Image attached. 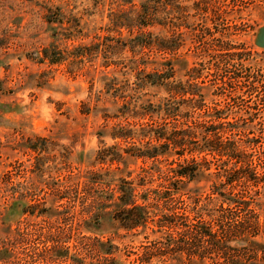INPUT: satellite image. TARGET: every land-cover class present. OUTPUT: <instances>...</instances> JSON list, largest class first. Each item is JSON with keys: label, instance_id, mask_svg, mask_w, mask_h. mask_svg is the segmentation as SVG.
Returning <instances> with one entry per match:
<instances>
[{"label": "rangeland", "instance_id": "374dc122", "mask_svg": "<svg viewBox=\"0 0 264 264\" xmlns=\"http://www.w3.org/2000/svg\"><path fill=\"white\" fill-rule=\"evenodd\" d=\"M165 1V25L143 30L144 42L167 41L168 50L158 52L135 47L136 23L125 29L114 22L128 0H0V264L236 259L224 248L223 232L221 241L199 237L205 230L214 235L230 219L219 212L213 223L209 217L216 213L205 208L213 204V188L227 186L205 171L190 183L176 180L177 163L168 154L129 155L156 145L148 139L150 126L168 123L162 113H151L157 105L182 116L238 120L241 129L258 124L264 138V0ZM141 69L164 70L166 88L148 86ZM134 101L151 106L134 114L128 105ZM117 129L133 139H112ZM254 149L253 156L261 153ZM115 153L120 159L113 162ZM122 181L145 208L142 226L129 231L111 214ZM232 187L240 199L253 189ZM257 191L256 201L264 203V191ZM195 195L200 203L193 207ZM244 223L248 230L252 214Z\"/></svg>", "mask_w": 264, "mask_h": 264}, {"label": "trees", "instance_id": "16d2710c", "mask_svg": "<svg viewBox=\"0 0 264 264\" xmlns=\"http://www.w3.org/2000/svg\"><path fill=\"white\" fill-rule=\"evenodd\" d=\"M126 5L128 9L122 11V13L120 12V19H114V22L119 27L125 29L127 28L125 24L136 23L138 25L139 34L132 39L135 47L147 49L155 46L158 52H166L168 50V43L165 39H160L156 44L142 41L145 38L143 30L156 24L165 25L166 1L139 0L135 4L132 0H128ZM43 54L44 59L49 60L46 51ZM49 62L53 64L59 61ZM138 72L141 76L143 75L144 81L148 86L166 88L167 75L164 70L155 69L151 73H146V71L141 69ZM128 105L132 107L131 112L134 114H136V110L143 109L144 106L146 108H150L151 106L138 105L136 101ZM193 106L191 108L198 110L205 107L203 104L198 105V107ZM152 110L151 113L153 112L157 116L162 113L163 122L167 121L168 123H163L154 128L150 126L148 131H151L150 133H153V135H150L148 139L151 142H155L156 145L146 151L137 150L136 153H130L129 156L133 158L156 159L168 154L177 163V168L173 171L174 174L172 173L176 180L190 183L194 181L197 175L202 176L205 171L208 172L206 174L208 175L207 179L214 177L219 182L218 186H227L225 187L227 191L232 189L226 193L224 192L225 189L213 188L211 193V196H214L211 198L213 204L208 205V202L207 206H205V208H208V212L213 211L216 213L214 217L213 215L209 217L213 223L219 222V212L223 216L230 217V219L224 218L226 221L225 229L223 226L218 225L216 227L218 232H214V235H210L205 230L203 233H200L199 237L209 240L211 238L215 239L217 236L220 240L219 234L223 232L225 236L223 237V241L225 242L224 248L229 250L231 254H235L233 258L236 259L229 262L227 257L229 253L221 251L219 246L218 252L225 256L223 259L228 261L229 264H238L237 261H241L240 253L245 257L240 264H244L246 261L250 264H264V203L260 204L256 201V197L259 195L257 188L261 187L264 191V145H261L264 144L261 142V139L264 138L259 131H256L255 126H258V124L250 125L249 123L250 128L244 127L241 129L240 127L242 126L238 125V120L228 123L221 121L222 117L213 115H203L197 118L182 116L169 107L162 109L160 105L156 106L155 111L154 109ZM114 132L116 133L110 135L112 139H133L131 133L127 130L117 129ZM250 135L251 137H248ZM247 140L250 141L246 143ZM254 147H261V153L257 154V156H253L252 154L253 150L251 148L254 149ZM119 157L120 155L115 153L111 161L115 162L120 159ZM180 160L181 162L179 163ZM213 166V172H210L209 170ZM91 184H96V182L92 181ZM233 184H242L245 189L248 187L253 188L249 191L250 194L248 193L250 196L240 199L241 197L233 195L232 192L235 191V187H232ZM117 187L115 209L111 211L112 219L116 220L120 229L125 231L142 226L140 214L145 213V208L136 204L137 195L135 194V188H131L125 181H122V184L120 182ZM196 197H199V195L190 198V205H195L193 207H196L200 203V201H196ZM147 199V197L140 195V201ZM98 201L99 199L96 198L90 199L89 206L91 207V205L98 203ZM106 201L105 199L104 203ZM96 207L99 208V211L105 209L99 205H96ZM183 211H185V207ZM238 213H241L244 217ZM246 214H252L253 225L248 230L246 229L247 224L244 223ZM235 215H239L241 218L233 219ZM260 215H263L262 224L258 225L257 219H259ZM257 228L260 230L259 232ZM249 230L252 231L250 234L247 233V236L243 235L244 232H249ZM232 234L234 237H231ZM260 239L262 241H259ZM256 259L257 263L252 262V260Z\"/></svg>", "mask_w": 264, "mask_h": 264}, {"label": "water", "instance_id": "95a60500", "mask_svg": "<svg viewBox=\"0 0 264 264\" xmlns=\"http://www.w3.org/2000/svg\"><path fill=\"white\" fill-rule=\"evenodd\" d=\"M260 45V44H259ZM261 47H264V45L262 44V45H260Z\"/></svg>", "mask_w": 264, "mask_h": 264}]
</instances>
